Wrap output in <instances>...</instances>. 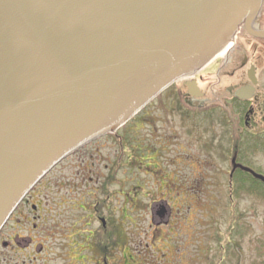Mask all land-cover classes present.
I'll return each instance as SVG.
<instances>
[{"label": "water", "instance_id": "water-1", "mask_svg": "<svg viewBox=\"0 0 264 264\" xmlns=\"http://www.w3.org/2000/svg\"><path fill=\"white\" fill-rule=\"evenodd\" d=\"M259 3L0 0V231L62 160L211 63ZM151 212L169 224L166 201Z\"/></svg>", "mask_w": 264, "mask_h": 264}, {"label": "rangeland", "instance_id": "rangeland-1", "mask_svg": "<svg viewBox=\"0 0 264 264\" xmlns=\"http://www.w3.org/2000/svg\"><path fill=\"white\" fill-rule=\"evenodd\" d=\"M235 54L221 56L202 75L214 74ZM221 79V99L214 98L218 91L205 90L207 109L182 108L173 90L165 91L128 123L89 142L48 174L32 203L42 217L35 223L63 226L60 237L38 239L48 247L49 264H79L76 254L85 248L83 239L81 248L76 246V230L85 238L94 235L82 264L98 263L91 253L92 247L97 252V235L104 238L103 220L114 231L112 264H264V187L238 172L231 178L235 156L264 176V148L250 149L243 105L224 102L229 98L225 89L233 83ZM184 83L174 90L186 93ZM194 83L203 88L199 74ZM120 157L122 166L113 171ZM178 192L186 194L177 197ZM162 200L172 202L175 215L170 228L156 233L151 207ZM17 210L5 237L16 219L33 225L31 205Z\"/></svg>", "mask_w": 264, "mask_h": 264}, {"label": "flooded vegetation", "instance_id": "flooded-vegetation-1", "mask_svg": "<svg viewBox=\"0 0 264 264\" xmlns=\"http://www.w3.org/2000/svg\"><path fill=\"white\" fill-rule=\"evenodd\" d=\"M259 2L260 3L257 8V12L254 15L253 19L250 20V23L246 25V19H244V22H242L239 25L235 35L225 45V49H227L232 44V49L231 51H229L228 54H230L233 50H235L237 54H235L234 58L227 64L226 62L225 63L223 62L224 64L222 63L221 66L217 68V71L214 74L208 73L209 77L206 75H205L206 77L202 75L203 71L209 68L212 64L217 63V61H219L222 58L221 54L225 50L224 49L211 63L206 65L198 73L199 77L201 78V83L203 88L200 89V87L197 86V83H194V79L198 75L196 74L192 78L178 80L176 83H174L168 89L165 90V91L173 90L170 94L173 96V98H175V100L178 101L180 107L190 108L197 105L199 108L197 109V111H202V108L203 109L208 108L207 105H209L210 102L207 101L209 100L208 93L205 90L211 89V91L212 92L214 91L215 93L218 91L219 93L218 94L216 93L214 95V98L219 100L221 99L219 94L222 93L221 78L226 77L230 79V81L233 84L231 87L225 89V93L228 94L229 98L223 101L225 103H228L229 101H234V102H239L241 103V105H243V110H245L244 124L249 134L248 143L250 149L251 146L254 145H256V149L264 148V0H259ZM228 56L229 55H227L226 57ZM221 73L222 74L227 73V74L222 76ZM212 75H214L215 80ZM183 81L185 82L184 84L186 86L187 92L182 93L178 89L175 91L174 90L175 85H178ZM110 134L108 136H110ZM115 137L119 138V135L115 134ZM122 145L123 142H121V146ZM76 154L77 153H75L74 155ZM120 160L121 157L119 159V162L115 165L113 171L115 170L116 167H118V169L121 168L122 165ZM59 164L57 166H60ZM238 171L239 170H237V172ZM46 177L37 184V186L24 198V200L17 207V209H20V207L23 205L25 206L31 205L33 212L32 213L33 220L31 221V223L33 225H22V221L16 219L17 225H12L11 229H9L11 231L6 235V237L4 236L6 225L0 231V264H25L26 260L24 259L28 257V254H30V252H33V255L29 257L31 258L29 260L30 264H49V262L52 261V259L49 260L45 258L47 252L49 251L47 249L48 247L46 246L45 242L39 241L38 239L45 240V237L54 239V237L57 235H59L60 237L61 235L58 232L63 228V226L62 227L61 225L46 226V225H38L37 223H35V221L39 220L40 217L38 214H36L39 207L34 203H32V200L35 197L34 194H36L37 190L42 186ZM111 177H113V175ZM185 194L186 192L176 193L177 197H181V196L183 197ZM162 201H166V200H162ZM167 203L170 205L172 209L170 222L167 225L153 224L156 233H160L162 229L170 228L172 226L171 223L175 215V209L173 205L171 206L172 204L171 201H168ZM16 210L15 212L18 211ZM15 212L13 213V215L16 214ZM180 212L181 210H178V213ZM41 218L42 217H40V219ZM74 226L78 227L80 225H74ZM85 226L87 227L88 225ZM30 227L33 229V232L38 233L37 236L31 235L29 230ZM103 229L105 230L104 238L101 242H99L100 246L95 244L96 245L95 249L97 252H95L94 248L92 247L93 249L92 250L93 252L91 253L92 258H94V260L98 262V263L94 262V264H112V261L110 260V256H109V251L111 247L109 237H111V234H114V231L113 230L109 231L110 228L108 225L105 226L103 225ZM108 234H110V236L106 238ZM74 235L75 237L73 238V240L75 242L76 241L78 242L76 243V246L79 248H81L79 244L81 243L80 239L81 240L83 239L82 240L84 243L83 247L85 249L84 251L79 252V254H76L79 256V258H81L79 264L80 263L82 264L84 261H87L86 256H88V258L90 256L85 253H87L88 249L90 248L89 244L91 243L89 241L94 240V235L92 237V235L89 234L87 235L86 233L87 236L85 238V236L83 234H80L77 230L74 233ZM76 246L75 244H73L71 245L70 249L74 251L73 249ZM91 246H93V244H91ZM67 256H68L67 254L63 255V257L66 258Z\"/></svg>", "mask_w": 264, "mask_h": 264}, {"label": "trees", "instance_id": "trees-1", "mask_svg": "<svg viewBox=\"0 0 264 264\" xmlns=\"http://www.w3.org/2000/svg\"><path fill=\"white\" fill-rule=\"evenodd\" d=\"M238 173H240V174L244 175L245 177H248L249 179H251L255 185H257V186L261 185L262 187H264V184L263 183H261L260 181L256 180L255 178H253L250 174L245 173V172H243L241 170H239ZM109 239H110L111 245L116 244V242L113 241V234H112L111 237H109ZM102 240L103 239L99 238L98 235H97L96 245L100 246L99 245V242H101Z\"/></svg>", "mask_w": 264, "mask_h": 264}, {"label": "bare ground", "instance_id": "bare-ground-1", "mask_svg": "<svg viewBox=\"0 0 264 264\" xmlns=\"http://www.w3.org/2000/svg\"><path fill=\"white\" fill-rule=\"evenodd\" d=\"M231 49H232V44L227 49H225L221 55L226 57L227 55H229L228 53L229 51H231Z\"/></svg>", "mask_w": 264, "mask_h": 264}]
</instances>
